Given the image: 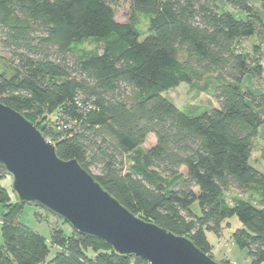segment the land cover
<instances>
[{
    "label": "trees",
    "instance_id": "16d2710c",
    "mask_svg": "<svg viewBox=\"0 0 264 264\" xmlns=\"http://www.w3.org/2000/svg\"><path fill=\"white\" fill-rule=\"evenodd\" d=\"M120 1L0 0V43L13 67L10 76L0 71V102L133 214L188 237L211 258L206 232L220 236L234 216L241 225L232 242L251 264L264 262V172L250 163L254 150L264 161V144L256 142L264 89L253 94L240 86L246 75L262 76L264 17L248 0H225L245 18L221 12L216 0H130L128 20L120 22ZM140 14L148 18L145 35L136 27ZM252 36L254 56L239 44ZM89 38L100 51L76 56L72 46ZM210 75L218 106L199 115L163 94ZM149 134L155 141L142 150ZM231 188L256 199L228 202ZM0 205V264L45 262L49 243L58 250L45 264H147L72 228L67 235L58 222L45 238L20 222L24 203L1 185Z\"/></svg>",
    "mask_w": 264,
    "mask_h": 264
},
{
    "label": "water",
    "instance_id": "95a60500",
    "mask_svg": "<svg viewBox=\"0 0 264 264\" xmlns=\"http://www.w3.org/2000/svg\"><path fill=\"white\" fill-rule=\"evenodd\" d=\"M0 173L9 174L20 203L50 211L118 254L140 257L147 264H222L188 237L130 212L75 159L59 158L55 144L32 121L2 102Z\"/></svg>",
    "mask_w": 264,
    "mask_h": 264
},
{
    "label": "rangeland",
    "instance_id": "374dc122",
    "mask_svg": "<svg viewBox=\"0 0 264 264\" xmlns=\"http://www.w3.org/2000/svg\"><path fill=\"white\" fill-rule=\"evenodd\" d=\"M130 0H121L118 5L114 7L115 11V19L120 22H125L128 20V2ZM254 7V9L257 11V13L260 16L264 17V8L261 5L260 0H248ZM217 5L219 6V10L221 12L223 11H229L235 16H240L241 18H245V14L240 11L232 8L229 6L225 0H216ZM137 22L136 27L137 29L145 35L147 33V22L148 18L145 15H137ZM255 37L252 36L251 38H246L241 40L240 47L243 48V50L248 53L249 55L254 56L253 53V43ZM101 43L94 39H85L80 43L74 44L72 46V50L74 54L78 57L81 56H87L91 54H95L100 51ZM11 57L8 53V51L4 48H2L0 43V71H3L6 76L13 75V67L10 63ZM261 63L263 64L264 68V47H262L261 52ZM216 76L210 75L206 78H204L202 81L196 82L193 85H188L186 83H180L178 86L170 88L166 91H164V96L172 100L183 112H185L188 115L194 116L199 115L203 113L204 111L208 110L211 107H217L218 102L213 97V85L215 82ZM240 86L243 88L249 89L253 94H257L258 92L262 91L264 89V70L262 73V76L260 79H254L250 75H246L242 82L240 83ZM50 118L54 117V115H50ZM36 122L41 123V120L38 119ZM259 133L260 136L264 138V124L260 125L259 127ZM155 141V137L152 134H149L145 140V142L141 145V149L148 148L153 142ZM260 142V140H257L256 142ZM135 151L134 153H129L126 155L125 158V169L126 166L129 167L132 164V161L135 158ZM255 159V160H254ZM251 165L255 166L256 168H260L262 172H264V161L260 160L257 162V151L254 150L252 153V160L250 161ZM0 185L3 187L7 186V192L9 194V197L12 200H15V193L13 192L11 188V177L7 173H0ZM233 197H238L241 199H256V195L252 193L251 191L243 192L238 191L234 188H231L230 191L226 192L225 199L229 202ZM191 209L197 213L200 214V209L198 202L195 201ZM3 208L0 205V214L2 212ZM20 222L28 226L30 229L37 231L38 233L42 234L45 238L49 239L50 237V231L51 227L56 223L60 222L61 220L58 219L59 217L55 214L51 213L50 211H47L44 208L35 206L33 204L24 203L21 212L18 216ZM228 221L231 223V226H240V222L236 217H231L228 219ZM67 224V223H65ZM206 235L208 237V240L214 245L216 242V235L212 231H207ZM2 240L1 237V223H0V241ZM226 244L225 249L229 250L230 247H235V245L232 242V239L226 234ZM230 246V247H229ZM223 249V247H221ZM57 247L53 246L49 243V254L46 257L45 262L39 263V264H45L48 260H50L57 251ZM234 250H237L235 247ZM239 250V249H238ZM244 253L245 251L242 250ZM88 255H92L91 251H87ZM242 255H239V259L241 262Z\"/></svg>",
    "mask_w": 264,
    "mask_h": 264
},
{
    "label": "crops",
    "instance_id": "0c3cea01",
    "mask_svg": "<svg viewBox=\"0 0 264 264\" xmlns=\"http://www.w3.org/2000/svg\"><path fill=\"white\" fill-rule=\"evenodd\" d=\"M175 104V103H174ZM176 105V104H175ZM177 106V105H176ZM257 111L261 114V116L264 117V107H261L259 109H257ZM258 129V135H257V140H260L259 143L264 144V138L262 136H260ZM153 135V134H152ZM258 142V141H257ZM259 161V155L257 153V162ZM257 169L259 171L262 172V170L260 168L257 167ZM7 189V186L4 187ZM227 221L223 222V228L221 230V234L220 236L216 235V242L213 245L209 240V243L212 246L211 249V255L213 257V259L217 262L220 263H224L227 262L228 264H251L249 258L246 255V252L242 253L243 251L241 249H239L234 243L235 247L237 248V250H234L235 247H230L229 250H226L225 244H226V234L230 237L231 232L234 230V228L238 227V226H231V223L229 222V224H226ZM58 223L60 224L61 228L63 229V231L65 232V234H70L71 233V227L68 224H62V222L60 223L58 221ZM207 237V235H206ZM208 239V237H207ZM1 242V241H0ZM221 247H223V249H221ZM239 249V250H238ZM245 251V250H244ZM242 255V260L243 262H241L239 259V255ZM260 264H264V262L260 263Z\"/></svg>",
    "mask_w": 264,
    "mask_h": 264
},
{
    "label": "built area",
    "instance_id": "2783aa9c",
    "mask_svg": "<svg viewBox=\"0 0 264 264\" xmlns=\"http://www.w3.org/2000/svg\"><path fill=\"white\" fill-rule=\"evenodd\" d=\"M59 129H61V128H59Z\"/></svg>",
    "mask_w": 264,
    "mask_h": 264
}]
</instances>
